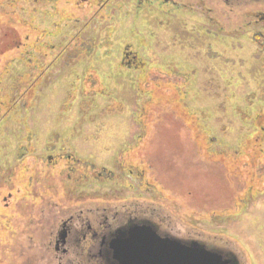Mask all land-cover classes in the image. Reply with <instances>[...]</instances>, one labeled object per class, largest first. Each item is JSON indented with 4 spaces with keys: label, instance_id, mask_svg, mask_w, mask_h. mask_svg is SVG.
<instances>
[{
    "label": "rangeland",
    "instance_id": "1",
    "mask_svg": "<svg viewBox=\"0 0 264 264\" xmlns=\"http://www.w3.org/2000/svg\"><path fill=\"white\" fill-rule=\"evenodd\" d=\"M35 1L0 0V174L41 173L74 205L161 203L264 264V22L204 0H106L92 20L98 0Z\"/></svg>",
    "mask_w": 264,
    "mask_h": 264
},
{
    "label": "flooded vegetation",
    "instance_id": "2",
    "mask_svg": "<svg viewBox=\"0 0 264 264\" xmlns=\"http://www.w3.org/2000/svg\"><path fill=\"white\" fill-rule=\"evenodd\" d=\"M204 1L212 4L217 12L222 3L228 12L239 11L246 18L254 17L256 21L264 22L263 9H259L264 6V0ZM58 2L35 1L41 5L50 4L54 9ZM81 3L85 5L86 0ZM136 3L140 7L155 3L174 10L183 7L194 10L201 9L203 0H137ZM106 4V0H98L93 5L96 11L92 15L89 12V18L86 13L80 14L82 19H96L101 12H107ZM251 7H255L252 13L246 11ZM62 10L65 9L62 7ZM200 11L207 15V12ZM258 38L264 41L262 35L259 34ZM129 58L125 54V59ZM13 175L0 174V193L7 188L5 195L0 194V204L4 211H8L0 215V264H118L110 248L112 236L118 230L141 225L151 227L162 238L198 242L208 249L220 251L223 259H231L232 264H247L245 258L226 244L187 231L161 203L156 206L151 201H137L101 206L77 200L74 205V198L69 199L66 190L60 194L59 188L48 184L51 179H43L41 173L35 172L29 180L26 179V182L31 181L30 189L22 185V188H16ZM22 192L24 195L21 196ZM16 198L20 199L14 201ZM11 209L14 210L12 214Z\"/></svg>",
    "mask_w": 264,
    "mask_h": 264
},
{
    "label": "water",
    "instance_id": "3",
    "mask_svg": "<svg viewBox=\"0 0 264 264\" xmlns=\"http://www.w3.org/2000/svg\"><path fill=\"white\" fill-rule=\"evenodd\" d=\"M110 248L118 264H232L220 251L198 242L162 238L144 225L118 230Z\"/></svg>",
    "mask_w": 264,
    "mask_h": 264
},
{
    "label": "trees",
    "instance_id": "4",
    "mask_svg": "<svg viewBox=\"0 0 264 264\" xmlns=\"http://www.w3.org/2000/svg\"><path fill=\"white\" fill-rule=\"evenodd\" d=\"M254 43L257 45V51L259 53H264V41L258 40V38H254Z\"/></svg>",
    "mask_w": 264,
    "mask_h": 264
}]
</instances>
